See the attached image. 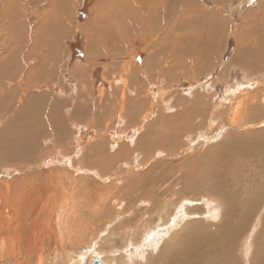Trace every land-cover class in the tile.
Instances as JSON below:
<instances>
[{
    "label": "rangeland",
    "instance_id": "obj_1",
    "mask_svg": "<svg viewBox=\"0 0 264 264\" xmlns=\"http://www.w3.org/2000/svg\"><path fill=\"white\" fill-rule=\"evenodd\" d=\"M4 1L0 0V20L8 16L6 23L11 24L5 37L0 34V60L9 59L10 51L16 53L12 59L19 64L20 77L11 81L9 74H0V264H70L78 259L80 264H89L96 247L109 264H147L156 260L172 236L181 235L196 220L203 225L218 221L214 216L217 202H211L208 186L200 182L188 194L201 198L195 214L185 215L187 202L175 205L183 197V189L205 170L218 173L217 180H228L224 190L247 191L233 195L244 198L242 202L257 192L264 193V67L256 64V57L264 60V0H194L189 5L179 0H138L136 3L156 7L162 4L166 10L165 16L156 15L157 20L151 21L148 15L146 23L128 5L135 0H121L120 11L109 20L120 17L125 25L121 24L122 32L107 28L106 18L99 17L100 22L96 13L99 0H73L77 3L68 11L60 7L62 0H22V6L17 4L18 9L11 13V9L5 11ZM50 7L54 11L50 10L46 20L39 17L37 10L43 13ZM13 24L33 30L40 43L47 44L44 39L49 38L61 48L63 60L46 67V72L37 71L41 57L34 38L17 36ZM88 51L94 56L87 55ZM145 60L152 61L147 69ZM243 62L255 67L245 68ZM135 68L139 69L134 74ZM26 73H30L28 82ZM194 94L202 97H196L198 104L196 98L192 101ZM180 96L185 106L169 110L172 98ZM186 102L198 106L192 108ZM135 103L142 108L139 113L121 115ZM184 130L188 132L184 134ZM143 148L146 154L140 152ZM222 170L235 176L227 179ZM103 172L108 173L102 177ZM239 182H243V190L238 185L234 190ZM115 197L129 204H122V209L112 200ZM138 197L170 199L172 216L168 219L173 222H155L146 210L148 203L135 204ZM58 212L65 219L63 232L58 229ZM128 217L134 218L125 220ZM191 217L198 219L192 221ZM138 219L144 226L134 228ZM122 225L127 227L125 231ZM143 229L148 230L144 237ZM245 232L247 242L253 241L250 256L264 239V221Z\"/></svg>",
    "mask_w": 264,
    "mask_h": 264
},
{
    "label": "bare ground",
    "instance_id": "obj_2",
    "mask_svg": "<svg viewBox=\"0 0 264 264\" xmlns=\"http://www.w3.org/2000/svg\"><path fill=\"white\" fill-rule=\"evenodd\" d=\"M21 1V2H20ZM34 1V0H33ZM36 1V0H35ZM34 1V2H35ZM38 2H42V0H37ZM51 1H53V0H51ZM121 0H99V4L98 3H96V4H98V7H97V11H96V13H97V15H99V16H97L98 18L99 17H101V18H106L108 21H106L108 24H107V28H111V29H115V27H117V30L119 29L120 31H121V29H122V26H121V24L123 25V26H125L122 22H121V19H120V17H114V18H112V19H110L109 20V18H110V16H111V14H113V15H116L119 11H120V5L122 4V2H120ZM136 1H138V0H135L134 1V3H132V4H128L129 6H131L132 7V12L136 15V13H138V14H141V16L144 18V20H143V23L146 21L145 20V18L147 19V16L149 15V18L151 19H153V18H156V19H153V20H157V17H158V15L159 14H161L162 16H165V11H164V9L162 8V4L161 5H159V7H161V9L160 10H157L156 11V9L157 8H159V7H156V6H154V5H146V4H139V3H136ZM155 2H158L157 0H154ZM175 1H177V0H175ZM180 2H181V4L182 3H187L188 4V2L190 1H194V0H179ZM198 1H200V2H203L204 0H197V3H198ZM190 2H189V4H190ZM196 2V1H195ZM218 2V0H214V3H217ZM2 3V2H1ZM22 0H5L4 1V4L5 5H7V7H5V11H8L9 9H11V11H10V13L12 12V9H16V7H18L17 6V4H19V5H21L22 6ZM37 3V2H36ZM75 3H77V1H75ZM74 2H73V0H62V4H61V6L60 7H66V9L67 8H70L72 5L74 6V4H75ZM197 3H195V4H197ZM15 4H16V6H15ZM172 4V3H171ZM174 4V3H173ZM188 4V5H189ZM201 4V3H200ZM51 4H48L47 5V7H49ZM20 6V7H21ZM72 6V7H73ZM220 7V6H219ZM61 8V9H62ZM18 9V8H17ZM16 9V10H17ZM163 9V10H162ZM48 11H46L45 10V12L43 11V13H45V14H43L42 13V10L41 11H39V10H37L38 12H37V14L38 13H41L40 14V16L39 17H41V18H43L44 20H46V18H47V16H48V14H50V10H52V11H54V9H52V7H50L49 9H47ZM63 10H65V8L63 9ZM151 10H153V11H155V12H151ZM162 10V11H161ZM3 11V10H2ZM56 11H58V10H56ZM67 11H68V9H67ZM71 12H72V14H73V11L72 10H70ZM71 12H69V13H71ZM95 12V11H94ZM53 13V12H52ZM64 13H67V12H64ZM63 13V14H64ZM156 13V14H155ZM167 13V12H166ZM43 14V15H42ZM61 14V13H60ZM62 14V15H63ZM71 14V15H72ZM0 15H2L1 14V12H0ZM58 15V14H57ZM65 15H67V14H65ZM71 15H69V16H71ZM156 15H157V17H156ZM68 16V15H67ZM126 16H128V10L126 11ZM137 16V15H136ZM52 17V16H51ZM62 17V16H61ZM138 17V16H137ZM253 17V16H252ZM7 18H8V16H7ZM7 18H5V19H2V21L0 20V34L3 36V37H5V35L7 34V29H8V26H9V24H11V23H9V24H7L6 22H7ZM57 18H58V16H57ZM64 18V17H63ZM98 18H96L97 20V22H99L98 21ZM139 18V17H138ZM148 18V19H149ZM159 18V17H158ZM1 19V18H0ZM42 19V20H43ZM100 19V18H99ZM139 19H141V18H139ZM147 19V20H148ZM152 19H151V21H152ZM41 20V19H40ZM39 21V20H38ZM66 21V20H65ZM150 21V20H149ZM54 22V21H53ZM60 22V21H59ZM100 22H101V19H100ZM157 22V21H156ZM146 23V22H145ZM55 24V23H54ZM102 24V23H101ZM144 25V24H143ZM61 28H62V26H61ZM145 28H147L146 26H145ZM12 29H13V31H14V33L18 36V35H23V34H25L26 36H32V38H34V44H35V47H37L38 48V50H39V54H40V57H41V62H39L38 63V69H37V71H41L42 70V72H43V70L45 71V68L46 67H48V69H50L51 67H54V66H56L57 65V63H59L60 62V60L62 61L63 59L61 58V56H60V53H61V48H58V46L57 47H55L54 46V43H53V45H52V41L49 39V38H47V40L46 39H44L45 41H47L46 43L47 44H44V42H42V43H40L38 40H37V38H38V34H36V35H34L33 34V30H31V29H29L27 26H19V25H17V24H13L12 25ZM66 28H65V26L63 27V29H62V32H63V34H64V31H66L65 30ZM64 30V31H63ZM147 31V30H146ZM122 32V31H121ZM120 32V33H121ZM248 35V34H247ZM9 36V35H8ZM48 36V35H47ZM240 39V38H239ZM245 39V38H244ZM54 41V40H53ZM255 41V40H254ZM94 43V42H93ZM57 44V43H56ZM151 45V44H150ZM241 45V44H240ZM39 46V47H38ZM148 47V46H147ZM91 49V48H90ZM149 49V48H148ZM261 50V49H260ZM152 51V50H151ZM237 51V50H236ZM14 52V51H13ZM259 52V50L257 51V53ZM261 52H264V48H263V50L261 51ZM260 52V53H261ZM86 53V52H85ZM257 53H256V55H257ZM14 54H16V53H12L11 51L9 52V55H8V58L9 59H7V57L6 56H4V57H2V59L0 60V74L1 73H3V75H5V74H9V79L11 80V81H13L18 75V72H19V64H16L15 62H14V60L12 59V57H13V55ZM250 54H252V53H250ZM249 54V55H250ZM87 55H91L90 54V51H88L87 52ZM155 55V54H154ZM239 55V54H238ZM263 55V54H262ZM88 56V57H89ZM94 56V55H93ZM92 55H91V57H93ZM258 56H259V54H258ZM155 57V56H154ZM157 57V56H156ZM158 58V57H157ZM239 58V57H238ZM248 58V57H247ZM250 59H252L253 57H249ZM257 58V60H256V64L257 65H259V66H263L264 67V60H258V58L259 57H256ZM159 59H160V57H159ZM240 59V58H239ZM260 59V58H259ZM262 59V58H261ZM156 60H158V59H156ZM241 60V59H240ZM252 61H254V60H252ZM152 62V61H151ZM150 62V63H151ZM257 62H260V64H258ZM150 63H148V60H145V63L143 64L144 66H146V69L148 68V65L150 64ZM157 63H159V61L157 62ZM244 64V66H245V68H248V69H250V68H252L253 66L255 67V64H253V63H250V62H243ZM253 64V65H252ZM153 65V64H152ZM150 66V65H149ZM158 66H159V64H158ZM170 67V66H169ZM258 67V66H257ZM145 68V67H144ZM153 68V67H152ZM151 68V69H152ZM137 69H139V68H135L134 69V74H135V71H137ZM150 69V68H149ZM154 69V68H153ZM157 69V68H156ZM156 69H154V70H156ZM185 69V68H184ZM253 69H256V68H253ZM260 69H262V68H260ZM260 69H258V70H260ZM133 70V69H132ZM251 70V69H250ZM54 71H55V68H54ZM159 71V70H158ZM170 71L172 72V70H171V68H170ZM252 71H254V70H252ZM46 72V71H45ZM48 72V71H47ZM56 72H57V70H56ZM86 72V71H85ZM132 72V73H133ZM176 72V71H175ZM41 73V72H40ZM131 73V74H132ZM173 73V72H172ZM185 73H186V71H185ZM221 73H223L222 74V77L224 76V75H226V71H225V69L223 70V72L221 71ZM250 73H252V72H250ZM43 74V73H42ZM47 74V73H46ZM57 74V73H56ZM72 74V73H71ZM133 74V75H134ZM169 74H171V73H169ZM168 74V75H169ZM34 75V74H33ZM172 75V74H171ZM187 75V74H186ZM30 76V73H26V77H25V79H26V81L28 82L29 81V77ZM36 76V75H35ZM34 76V78H33V76L31 77V78H33V79H35V78H37V77H35ZM37 76H39V74L37 75ZM162 76V75H161ZM173 76H175L174 74H173ZM18 77H20V76H18ZM42 77V76H41ZM62 77V76H61ZM166 77V76H165ZM59 78V77H58ZM63 78V77H62ZM120 78V77H119ZM167 78H168V76H167ZM169 78H170V76H169ZM168 78V79H169ZM40 79V78H39ZM122 79V78H121ZM173 79V78H172ZM16 80H18L17 78H16ZM23 80V79H22ZM42 80V79H41ZM44 80V79H43ZM42 80V81H43ZM54 80V79H53ZM52 80V81H53ZM82 80V79H81ZM24 81V80H23ZM36 81V80H35ZM34 81V82H35ZM39 81V80H38ZM37 81V82H38ZM65 81V80H64ZM118 81V80H117ZM174 81V80H173ZM17 82V81H16ZM19 82H20V80H19ZM25 82V81H24ZM166 82V81H165ZM169 82V81H168ZM18 83V82H17ZM36 83V82H35ZM87 85V84H86ZM120 86V85H119ZM89 87V86H88ZM122 87V86H121ZM169 87H170V85H169ZM165 88V87H164ZM120 90V89H119ZM166 90V89H165ZM169 90H170V88H169ZM121 91V90H120ZM168 91V90H167ZM174 91H176V90H174ZM241 91V90H240ZM4 92V91H3ZM173 92V91H172ZM172 92H171V94H172ZM134 93H136V94H134ZM174 93V92H173ZM133 94L134 95H137L138 93H137V90L136 89H133ZM170 94V93H169ZM170 94V95H171ZM175 94V93H174ZM178 94V93H177ZM170 95H169V97H170ZM248 95V94H247ZM247 95H246V98H247ZM174 96V95H173ZM178 96H179V94H178ZM8 97V96H7ZM7 97H6V99H5V101L7 100ZM175 97H177V95L175 96ZM190 99H191V97H193L194 99L192 100L193 102H194V100H195V98L197 97V96H195V94H194V96H192L191 95V97L190 96H188ZM10 98V97H9ZM178 98V97H177ZM186 98V97H185ZM198 99L200 98V96H198L197 97ZM197 98H196V101H197ZM202 98V97H201ZM200 98V99H201ZM262 98H263V96H262ZM47 99V98H46ZM170 99V98H169ZM137 100V99H136ZM165 100H167V99H165ZM172 105H170L168 108H169V110L170 109H174V112L176 111V109H180V106L183 104V102L185 103V101H182V97L180 96L179 97V99H175V98H172ZM187 101H188V98L186 99ZM8 101V100H7ZM144 101V100H143ZM169 101V100H168ZM192 101H189V102H192ZM196 101H195V103H196ZM203 101V100H202ZM201 101V102H202ZM247 101H248V99H247ZM247 101H246V103H247ZM137 102V101H136ZM192 102V103H193ZM198 102L199 101H197V104H198ZM8 103V102H7ZM17 103V102H16ZM138 103V102H137ZM187 104H191V103H188V102H186ZM195 103H193V104H195ZM10 104V103H9ZM121 104V103H120ZM132 104V103H131ZM196 104V105H197ZM51 105V104H50ZM49 105V107H50V109H53V110H55V105H51L50 106ZM141 105H142V103H141ZM196 105H193V107H192V104L191 105H189V106H191L192 108H194ZM203 105V104H202ZM8 106V105H7ZM185 106V105H184ZM183 105H182V107H184ZM198 106V105H197ZM246 106V105H245ZM48 107V108H49ZM181 107V108H182ZM200 107V106H199ZM198 107V109L196 110V111H198L200 108ZM247 107V106H246ZM127 108V109H126ZM126 108H124V109H126L127 110V112H125L124 113V111L125 110H122L123 111V113L121 112V115H123V114H125L126 115V113H128L129 115H133L134 116V113H136V111H138V113L140 112V109H142L141 108V106L139 105V106H137V104L135 103L134 105H129V106H127ZM166 109H167V107H165ZM240 108V107H239ZM178 109V110H179ZM186 109H190V108H186ZM49 110V109H48ZM182 110V109H181ZM185 110V109H184ZM193 112H195V110L194 109H191ZM190 110V111H191ZM234 110H235V108H234ZM245 110V109H244ZM19 111V110H18ZM38 111V110H37ZM57 111V110H56ZM173 111V110H172ZM240 111V110H239ZM243 111V110H242ZM179 112V111H178ZM180 112H182V113H184L183 112V110L182 111H180ZM180 112H179V114H180ZM202 112H204V111H202ZM235 112V111H234ZM35 113V112H34ZM52 113L55 115V113L52 111ZM79 113V112H78ZM196 113V112H195ZM194 113V114H195ZM201 113V112H200ZM241 114H242V112H240ZM247 113H249V112H247ZM254 113V112H253ZM253 113H252V116H253ZM147 114V113H146ZM170 114H172V113H170ZM178 114V113H177ZM179 114L177 115V117L179 116ZM192 114V113H191ZM190 114V115H191ZM239 114V113H238ZM44 115V114H43ZM103 115H104V113H103ZM128 115V116H129ZM173 116H175V114L173 113L172 114ZM172 115H171V117H172ZM181 115V114H180ZM187 115V114H186ZM199 115V114H198ZM197 115V116H198ZM148 116V115H147ZM167 116H168V114H167ZM170 116V115H169ZM188 117H189V119H190V117L191 116H189V115H187ZM196 116V117H197ZM248 116V115H247ZM250 117H251V114L249 115ZM45 117V116H44ZM56 117V116H55ZM125 117V116H124ZM176 117V116H175ZM176 117V118H177ZM188 117H186L185 119L186 120H189V119H187ZM193 117V116H192ZM204 117H206V116H204V113H203V118ZM49 118H50V115H49ZM142 118H146V117H144V116H142ZM142 118H140L141 120H142ZM165 118V117H164ZM163 118V119H164ZM173 118V117H172ZM175 118V119H176ZM179 118V117H178ZM180 118H182L181 116H180ZM179 118V119H180ZM162 119V120H163ZM166 119V118H165ZM179 119H177L176 120V122L177 121H179ZM140 120V121H141ZM159 120V119H158ZM158 120H155V121H157L156 122V124L158 123ZM183 120V119H182ZM185 120V121H186ZM52 121V120H51ZM143 121H145V120H143ZM147 121H148V119H147ZM147 121H145V122H147ZM160 121V120H159ZM165 121V120H164ZM166 121H167V119H166ZM175 121V120H174ZM105 122V121H104ZM116 122V121H115ZM115 122H114V124H113V126L115 125ZM142 122V121H141ZM140 122V123H141ZM192 122V121H191ZM31 123V122H30ZM76 123V122H75ZM125 123V122H124ZM128 123V122H127ZM160 123V122H159ZM158 123V124H159ZM58 124V123H57ZM71 124H72V122H71ZM105 124H107V123H105ZM116 124H117V122H116ZM155 124V126H157ZM161 125H162V123H160ZM170 124V123H169ZM184 124H185V122H184ZM189 124V123H188ZM75 125H77V123L75 124ZM136 125V124H135ZM161 125H159V126H161ZM166 125V124H165ZM168 125V124H167ZM185 125H187V122H186V124ZM185 125H183V126H185ZM30 126H31V124H30ZM33 126H35V125H33ZM58 126V125H57ZM56 126V127H57ZM78 126H79V124H78ZM105 126V125H104ZM139 126H140V124H139ZM187 126H189V125H187ZM172 127H173V125H172ZM74 128V127H73ZM88 128V127H87ZM106 128H108V127H105V129ZM155 128V127H154ZM158 128V127H157ZM17 129V128H16ZM109 129V128H108ZM117 129V128H116ZM138 129V128H137ZM168 129V128H167ZM190 129V128H189ZM107 130V129H106ZM133 130V129H132ZM155 130V129H154ZM158 130V129H157ZM156 130V131H157ZM186 130H187V127H186ZM186 130H184V134H185V131ZM79 131V130H78ZM137 131V130H136ZM171 131H173V130H171ZM59 132H60V130H59ZM167 132V131H166ZM177 132V131H176ZM186 132H188V131H186ZM137 133H139V132H137ZM151 133V132H150ZM163 133H165V132H163ZM168 133V132H167ZM169 133H170V131H169ZM159 134H161V133H159ZM170 134H172V133H170ZM169 134V135H170ZM136 135V134H135ZM156 135V134H155ZM154 134H153V136H155ZM157 135H158V133H157ZM163 135H166V133L165 134H163ZM161 136H162V134H161ZM150 138L152 137V136H149ZM158 137H159V135H158ZM157 137V138H158ZM172 137V136H171ZM178 137V136H177ZM176 137V138H177ZM194 137V136H193ZM105 138V137H104ZM154 138V137H153ZM153 138H151V139H153ZM156 138V139H157ZM161 138H163V137H161ZM179 138V137H178ZM155 139V140H156ZM158 139H160V137L158 138ZM166 139H167V137H166ZM172 140V139H171ZM166 141V140H165ZM175 141V140H174ZM157 142H160V143H162L161 142V140L159 141H157ZM150 143V142H149ZM168 143V140H167V142L165 143V144H167ZM152 144V143H151ZM157 143H155V145L154 146H157L156 145ZM163 144V143H162ZM107 146V145H106ZM150 146V145H149ZM152 146V145H151ZM169 146V145H168ZM99 148H100V146H98ZM170 147V146H169ZM171 147H172V144H171ZM222 148V152H224L225 150H224V147L223 146H221ZM147 148V147H146ZM150 148V147H149ZM153 148V147H152ZM157 148V147H156ZM161 148V147H160ZM184 148V147H183ZM182 148V149H183ZM148 149V148H147ZM146 149V150H147ZM151 149V148H150ZM153 149H155V148H153ZM152 149V150H153ZM196 149V148H195ZM226 149V148H225ZM141 150L142 151H144V148L143 149H140V152H141ZM156 150V149H155ZM154 150V151H155ZM173 150V149H172ZM176 150V149H175ZM219 150V149H218ZM224 150V151H223ZM163 151V150H162ZM216 151V150H215ZM152 152V151H151ZM221 152V150H220V153H222ZM97 153V152H96ZM142 153V152H141ZM214 153H216V152H214ZM219 153V152H218ZM14 154H15V152H14ZM17 154V153H16ZM15 154V155H16ZM144 154H146L145 153V151H144ZM12 155V154H11ZM95 155V154H94ZM97 155V154H96ZM95 155V156H96ZM106 156H105V159H106V157H108L107 156V154H105ZM119 155V154H118ZM101 156V155H100ZM100 156H98V157H100ZM218 155H216L215 157H217ZM219 156H221V161L222 160H224V157L222 158V155L220 154ZM224 156V155H223ZM1 157V156H0ZM3 157V156H2ZM142 158H143V156H141ZM146 157V156H145ZM16 158V157H15ZM141 158V159H142ZM103 159H104V157H103ZM108 159V158H107ZM145 159H147V158H145ZM144 159V160H145ZM214 159V158H213ZM216 159V158H215ZM220 159V158H219ZM226 160V159H225ZM12 161V160H11ZM107 161H109V160H107ZM146 161V160H145ZM227 161V160H226ZM143 162V161H142ZM212 162H214V161H212ZM219 162H220V160H219ZM142 164V163H141ZM140 164V165H141ZM143 165V164H142ZM145 165V164H144ZM208 165V164H207ZM220 165V164H219ZM219 165H217V166H219ZM119 168H121V165H119L118 166ZM216 167V166H215ZM222 167V166H221ZM213 168H214V166H213ZM217 169L218 168H220V167H216ZM208 169V168H207ZM210 169V168H209ZM216 169V170H217ZM221 169V168H220ZM223 169V168H222ZM96 170V169H95ZM97 170H98V168H97ZM101 170V169H100ZM219 170V169H218ZM218 170L216 171V173L218 172ZM225 170V169H224ZM200 171V170H199ZM211 170H209V171H204V172H202V174H201V177L199 178V179H197L196 178V180L194 181V182H191L190 183V185H189V187H188V189L186 190V189H183L184 190V195H183V197L181 198H178L177 200H176V203H175V205H176V207H178V206H181V203H182V201H184V202H187V205L185 206V207H183L184 208V212H185V215H189V216H191V215H193V214H195L197 211V209H199V207H198V205H197V203H198V201H200L201 200V198H196V197H194L193 196V198H190V196H188V194H189V190L190 189H193L195 186H196V184L198 183V182H200L201 184H203V185H207L208 187H207V193H211V198H210V200H211V202H217V204H216V209H217V211H215L214 212V216L215 217H218V221L216 222V223H214V225H212V224H206V225H203L202 223H201V221L200 220H196L195 221V224L194 225H192V226H190V227H188L181 235H179V236H172L171 238H170V240H169V242H168V244H167V246L164 248V250L163 251H161L162 253H160L159 255H158V257L156 258V260L155 259H152L151 261H150V263L149 262H147V264L149 263V264H244V263H248V264H264V239L262 240V242H260L259 244H258V247L255 245L254 247H256L257 248V250H254L253 252H252V250H251V255L249 256V251H250V249H251V245H252V242L250 243V242H247V236H246V232L245 231H247V230H250V228L251 227H255V226H257V225H259L260 223L262 224V222L264 221V193H260V192H257V193H255V194H253V195H250L248 198L247 197H245V201L244 202H242V201H240V200H244V198H242V199H240V200H238L237 199V197H234L233 195H234V193H235V196H239V195H236V194H238V192H239V189H237V190H235V188L234 187H236V185H238L239 186V188H240V190H243V187L241 188L240 186H241V183H243V182H239L240 183V185L238 184V183H235L234 185H233V189L235 190L234 192L231 190L232 188L230 187V189L229 190H224V188H226V186H227V188H228V180H226L227 181V183L224 181V180H221V178H220V180H217L218 179V173L217 174H213L212 175V173L210 172ZM226 171V170H225ZM222 172H223V170H222ZM100 173V172H99ZM106 173H108V172H106ZM105 172H103V174L101 173V175L100 174H98V175H100V176H102V177H104V175L106 174ZM169 173V172H168ZM215 173V172H214ZM227 173L228 172H226V173H222L221 175H223V174H226V177L225 178H227L228 179V176L229 175H231V174H228V176H227ZM199 175V174H198ZM234 175V174H233ZM99 176V177H100ZM224 176V175H223ZM232 176V175H231ZM235 176V175H234ZM234 176H232V177H234ZM221 177V176H220ZM231 178H229V180H230ZM233 179H235V178H233ZM238 179L239 178H237L236 177V181H238ZM113 180V179H112ZM191 180V179H190ZM239 180H241V179H239ZM246 180V179H245ZM192 181V180H191ZM243 181V180H242ZM169 182V181H168ZM254 182V184H255V181H253ZM138 183V182H137ZM234 183V181L232 182V184ZM168 184V183H167ZM224 184H225V187H224ZM227 184V185H226ZM252 184V183H251ZM230 186H231V184H230ZM224 187V188H223ZM115 188H116V186H115ZM117 188H118V186H117ZM128 188V187H127ZM201 188H203V187H201ZM226 188V189H227ZM252 188V187H251ZM257 188V187H256ZM119 189V188H118ZM146 190H148V189H146ZM253 190V189H252ZM254 190H256V189H254ZM121 191H122V189H121ZM140 191V190H139ZM232 191V192H231ZM245 191V190H244ZM244 191L243 192H239V194H241V193H244ZM257 191H258V189H257ZM117 192V191H116ZM119 192V191H118ZM194 192V191H193ZM245 192H247V191H245ZM250 192V191H249ZM122 193V192H121ZM146 193V192H145ZM206 193V190L204 191V193L203 194H205ZM248 193V192H247ZM119 194H120V192H119ZM131 194V193H130ZM250 194H252V193H250ZM113 195H115L114 193H113ZM118 195V194H117ZM116 195V196H117ZM121 195V194H120ZM172 195H175V193L174 194H172ZM189 195H191V194H189ZM17 197V196H16ZM21 197V196H20ZM122 197V196H121ZM173 197H175V196H173ZM234 198H236V200L234 199ZM240 198V197H239ZM10 200V199H9ZM113 201L115 200L117 203L119 202L120 204H121V206H122V204H126L127 202H126V200L124 199V198H117V197H115L114 199H112ZM111 200V201H112ZM169 201H170V199L169 200H161V201H159V197H156V198H154V200L152 201V200H150V199H144V198H141V197H138V199L135 201V204H137L139 207H140V205L139 204H143V203H148V206L146 207V210H148L149 212H148V214H149V216H151V217H153L154 216V221L156 222L157 220H160V221H164V223H163V225H165V224H167V223H170V222H173V219H171V220H169L168 219V217L169 216H172V215H170L169 214V212H168V208L170 207V206H172L173 204L172 203H169ZM129 202V201H128ZM114 204V203H113ZM127 204H129V203H127ZM131 204V203H130ZM243 204V205H242ZM118 205V204H117ZM243 206L244 208V210L245 211H241V210H243V209H240V206ZM68 206V205H67ZM127 206H129V205H127ZM130 206H132V205H130ZM205 206L207 207V204H205ZM214 206V205H213ZM116 207V206H115ZM123 207V206H122ZM118 208V207H117ZM121 208V207H120ZM128 208V207H127ZM130 208V207H129ZM122 209H124V207L122 208ZM132 209V208H131ZM143 209H145V208H143ZM135 210V209H134ZM137 210V209H136ZM194 210V211H193ZM219 210H220V212H221V215H220V217H219V215H218V212H219ZM224 210V211H223ZM111 211V210H110ZM193 211V212H192ZM14 212V211H13ZM115 212V211H114ZM118 212V211H117ZM132 212V211H131ZM195 212V213H194ZM220 212H219V214H220ZM245 212V213H244ZM125 213V212H124ZM128 213H130L129 211H128ZM252 213H254L253 214V216L251 217V218H248ZM116 214V213H115ZM120 214H123L122 212L120 213ZM153 214H155V215H153ZM13 215V214H12ZM18 215V214H17ZM117 215V214H116ZM58 220H57V223H58V229L60 230L59 232H61L63 229H64V227L62 226L61 227V224H63L64 223V220H63V215L60 213V212H58ZM121 216V215H120ZM6 217V216H5ZM115 218H116V216H115ZM129 218V217H128ZM134 218V217H133ZM132 217H131V219L129 218V219H125V220H131L132 221V219H133ZM7 219V218H6ZM114 219V218H113ZM113 219H111V220H113ZM191 219H192V221H193V219L195 220V219H198L197 217H191ZM66 222V221H65ZM111 222V221H110ZM127 222V221H126ZM125 222V223H126ZM147 222H149V217H148V219H147ZM14 223V222H13ZM4 224V223H3ZM120 224H123V221L122 222H120ZM128 224V223H127ZM141 224H142V221L140 220V219H138L137 220V222H136V224L133 226L134 228H138V225H139V227H141ZM146 224V223H145ZM13 225V224H12ZM143 226H144V224H142ZM155 225H156V223H155ZM170 225V224H169ZM210 225H212V226H210ZM125 225H122V227H124ZM146 226V225H145ZM15 227V226H14ZM34 228V227H33ZM127 228V227H126ZM125 227H124V231H125V229H126ZM132 228V227H131ZM131 228H128V229H131ZM144 228V227H143ZM146 228V227H145ZM144 228V229H145ZM148 228V227H147ZM140 229V228H139ZM138 229V230H139ZM143 229V230H144ZM136 230V229H135ZM142 230V229H141ZM64 231V230H63ZM62 231V232H63ZM123 231V230H122ZM256 231V230H255ZM128 232H130V231H128ZM139 232V231H138ZM148 232V230H144L143 231V233L140 231V233H142L143 235V237H144V235L146 234ZM127 233V232H126ZM135 233V232H134ZM176 233V232H175ZM179 233V232H178ZM61 234V233H60ZM131 234V233H130ZM132 235H135V234H132ZM248 235V234H247ZM131 236V235H130ZM136 236V235H135ZM263 237V236H262ZM141 237H139V239H140ZM264 238V237H263ZM125 239V238H124ZM127 240H128V238L126 239V242H127ZM252 240V239H251ZM139 241V240H138ZM138 241H137V243H138ZM126 242H125V245H126ZM98 243V242H97ZM128 243V242H127ZM132 243V242H131ZM133 243H135V242H133ZM136 243V244H137ZM124 245V244H123ZM97 246V245H96ZM95 246V247H96ZM97 248H100V247H96V248H94V250L92 251L93 252V257H91V259H90V262H89V264H92L93 263V261L95 262V264H109L108 262V260L106 259V256H105V258L103 257L104 255L102 254L103 253V251H101L100 249H97ZM112 248H115V247H112ZM127 248V247H126ZM102 249V248H101ZM104 249V248H103ZM102 249V250H103ZM125 249V248H124ZM107 250H109V249H107ZM115 250V249H114ZM123 250V249H122ZM90 251V250H89ZM91 252V251H90ZM113 254V253H112ZM92 255V254H91ZM91 255H89V256H91ZM103 255V256H102ZM105 255H107V254H105ZM74 258V257H73ZM76 258V257H75ZM108 258H109V256H108ZM70 259V258H69ZM75 260V259H74ZM72 261V260H71ZM243 262V263H242ZM70 264H80V259H78L77 261H76V263L74 262V263H70ZM133 264V263H132Z\"/></svg>",
    "mask_w": 264,
    "mask_h": 264
},
{
    "label": "water",
    "instance_id": "obj_3",
    "mask_svg": "<svg viewBox=\"0 0 264 264\" xmlns=\"http://www.w3.org/2000/svg\"><path fill=\"white\" fill-rule=\"evenodd\" d=\"M96 262V261H95ZM95 262L93 261V263L92 264H95Z\"/></svg>",
    "mask_w": 264,
    "mask_h": 264
}]
</instances>
